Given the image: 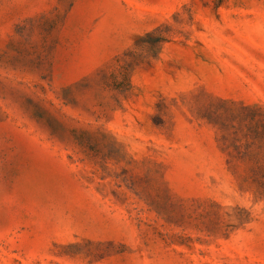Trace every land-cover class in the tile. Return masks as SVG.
<instances>
[{
  "label": "rangeland",
  "instance_id": "1",
  "mask_svg": "<svg viewBox=\"0 0 264 264\" xmlns=\"http://www.w3.org/2000/svg\"><path fill=\"white\" fill-rule=\"evenodd\" d=\"M0 264H264V0H0Z\"/></svg>",
  "mask_w": 264,
  "mask_h": 264
}]
</instances>
